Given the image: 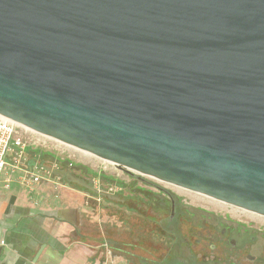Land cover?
<instances>
[{"label":"water","instance_id":"water-1","mask_svg":"<svg viewBox=\"0 0 264 264\" xmlns=\"http://www.w3.org/2000/svg\"><path fill=\"white\" fill-rule=\"evenodd\" d=\"M0 115L264 217V0H0Z\"/></svg>","mask_w":264,"mask_h":264},{"label":"rangeland","instance_id":"rangeland-1","mask_svg":"<svg viewBox=\"0 0 264 264\" xmlns=\"http://www.w3.org/2000/svg\"><path fill=\"white\" fill-rule=\"evenodd\" d=\"M31 136L38 144L36 159L47 166L58 163L61 189L86 193V217L105 231L94 240L120 247L130 264H219L224 256L219 237L226 228L227 246L233 239L245 256H264L263 216L120 169L52 138ZM242 263L251 264L247 258Z\"/></svg>","mask_w":264,"mask_h":264},{"label":"crops","instance_id":"crops-1","mask_svg":"<svg viewBox=\"0 0 264 264\" xmlns=\"http://www.w3.org/2000/svg\"><path fill=\"white\" fill-rule=\"evenodd\" d=\"M61 188L16 183L0 194V264H130L120 247L94 240L105 231L86 217V193Z\"/></svg>","mask_w":264,"mask_h":264},{"label":"built area","instance_id":"built-area-1","mask_svg":"<svg viewBox=\"0 0 264 264\" xmlns=\"http://www.w3.org/2000/svg\"><path fill=\"white\" fill-rule=\"evenodd\" d=\"M31 133L49 139L0 115V194L9 191L16 183L31 193L42 184L62 187L59 177L55 176L59 170L58 163L47 166L36 159L38 144ZM39 141L42 142L41 139ZM95 187L100 190L97 181Z\"/></svg>","mask_w":264,"mask_h":264},{"label":"flooded vegetation","instance_id":"flooded-vegetation-1","mask_svg":"<svg viewBox=\"0 0 264 264\" xmlns=\"http://www.w3.org/2000/svg\"><path fill=\"white\" fill-rule=\"evenodd\" d=\"M226 232H227V228L223 229L221 233L222 236L219 237V241L221 242V250L224 253V256L218 259L219 264H244L242 262L245 260V258H247L251 264H264V256L262 255L252 256L248 254L245 256V251H246L245 248L236 251V244H235V240L233 239L229 241L228 245L230 246V248H228L229 246L226 245L227 239L225 238ZM222 246H225L224 249H222ZM231 249L233 250V253H231ZM214 262L216 263L217 260L215 261L213 260V263Z\"/></svg>","mask_w":264,"mask_h":264},{"label":"trees","instance_id":"trees-1","mask_svg":"<svg viewBox=\"0 0 264 264\" xmlns=\"http://www.w3.org/2000/svg\"><path fill=\"white\" fill-rule=\"evenodd\" d=\"M103 178H108V177L103 176ZM109 183H110V182H109Z\"/></svg>","mask_w":264,"mask_h":264}]
</instances>
